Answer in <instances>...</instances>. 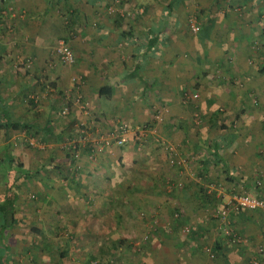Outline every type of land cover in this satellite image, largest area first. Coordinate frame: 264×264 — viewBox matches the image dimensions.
Wrapping results in <instances>:
<instances>
[{
    "label": "crops",
    "instance_id": "obj_1",
    "mask_svg": "<svg viewBox=\"0 0 264 264\" xmlns=\"http://www.w3.org/2000/svg\"><path fill=\"white\" fill-rule=\"evenodd\" d=\"M60 39L72 64L58 60ZM72 86L79 100L66 97ZM117 120L149 122L152 140L135 145L128 132L95 161L79 144L71 173L60 137ZM239 184L264 198V0H0V264L63 263L53 249L83 244L52 211L115 215L133 205L175 215L161 217L138 255L144 264H251L254 255L264 264V208L216 216ZM31 188L42 192L36 204ZM37 217L38 229L28 223ZM232 230L248 242H229Z\"/></svg>",
    "mask_w": 264,
    "mask_h": 264
},
{
    "label": "rangeland",
    "instance_id": "obj_2",
    "mask_svg": "<svg viewBox=\"0 0 264 264\" xmlns=\"http://www.w3.org/2000/svg\"><path fill=\"white\" fill-rule=\"evenodd\" d=\"M189 28V27H188ZM75 87L72 86L69 90H67L66 97L68 95V91L71 94V91H75ZM76 94L75 97H77L78 94L81 95L80 92H73ZM64 96V94H63ZM82 96V95H81ZM67 99V98H66ZM66 108L65 112H62L63 109ZM68 105H62L60 108V114H62L61 118H65L63 114L67 115L69 112ZM198 111V110H194ZM80 126H83V123H79L77 125V128L80 129ZM108 130V129H107ZM106 129L104 131H107ZM80 131V130H79ZM154 132H149L146 137H143V140L139 141L137 138L135 139V145H139V143L149 142L148 140H152V134ZM79 134L75 133H68L66 135H63V137H60L59 139V144L62 149L65 148L67 149L66 155H69L70 159L72 156L75 158V164L71 165V170L75 172V167H79V159H80V153H79V147L78 149V155L75 156L73 152L75 153V149L68 148L66 144L67 142H71V144L74 142L72 139L73 138H79ZM133 135V134H132ZM94 137V134H93ZM133 137V136H132ZM52 138V137H51ZM33 140V139H32ZM31 140V141H32ZM37 140V138H36ZM146 140V141H145ZM36 142L35 140H33ZM32 146H35L36 144L33 142L29 143ZM76 145L81 144V141L79 143L75 142ZM87 145V144H86ZM122 145V144H121ZM107 147H104L103 150L98 151V153L95 154L93 157H89L87 153V159L88 161H95L98 157L99 154L104 151V149ZM36 150L42 149L38 148V146H35ZM42 155V152H36L34 151V154L37 155ZM54 166H57V164H54ZM42 192L35 190V189H30L26 192L27 199L32 201L31 203L36 204L39 202L41 199ZM95 194H92L94 196ZM90 199V198H89ZM95 199V198H94ZM106 201V200H105ZM96 201H93L92 204H95ZM141 204V203H140ZM58 207V206H56ZM98 208V207H97ZM121 208V207H119ZM38 212V211H37ZM61 212L64 213V215H61ZM91 213L93 211H90ZM106 211H95L91 215H87L85 211H56V212H51L52 214L50 215L51 219L50 221H54L55 223L58 224H64L65 228L63 226V233L67 237H69L72 242L76 243V239L79 238L83 244H76L77 247H73L72 251L70 252V248L67 249V252H69L67 255L63 253V255H60V252H63L61 250V246L59 248L53 249L55 252L53 256L59 255L62 256L60 257V260L63 261L64 264H86V259L89 255V253L94 252L96 245H100V243H104L105 245H113L111 248L108 249L107 251L104 249V255L102 256L103 262L102 264H144L145 262L140 259L138 255H141V253L137 250H135L132 247V244L130 245L129 242H124L120 243L123 236H127L129 240L132 239V237L135 238V241L144 233L147 232L149 236V241L153 238L154 230L158 224H160V212L155 211L153 207L150 209L147 206L140 205L136 206L133 205L131 208V211H117L115 215L108 213L107 215H104ZM165 212V211H164ZM166 217H163V221L166 223H170L172 221V216L174 217L173 211H168L165 212ZM38 216V215H37ZM40 216L44 217V214ZM54 217V219H52ZM44 218H36L33 219V221H29L28 223H34V226L36 229L42 224L45 223ZM47 220V219H46ZM99 228L100 231L96 230V228ZM75 228H78L77 230H74ZM79 228H81L79 232ZM105 228V230H103ZM83 229V230H82ZM80 233H82L80 235ZM72 234V237L70 236ZM76 234H78V237L76 239H72ZM128 234V235H127ZM80 235V236H79ZM106 236V237H105ZM105 239L109 240V242H105ZM100 242V243H99ZM98 243V244H97ZM149 242H147L145 245L147 246ZM79 245V246H78ZM145 246V247H146ZM116 247V248H115ZM144 247V248H145ZM115 248L116 250H113ZM142 251V250H141ZM51 255V258H53ZM97 259V258H96ZM96 259L93 260L96 261ZM62 262H56L55 259L52 260V263L49 264H63Z\"/></svg>",
    "mask_w": 264,
    "mask_h": 264
},
{
    "label": "built area",
    "instance_id": "obj_3",
    "mask_svg": "<svg viewBox=\"0 0 264 264\" xmlns=\"http://www.w3.org/2000/svg\"><path fill=\"white\" fill-rule=\"evenodd\" d=\"M112 10V8H111ZM187 25L189 29L192 32H197L200 29V23L195 14H190L187 19ZM56 54L58 57V60L63 64H72L75 61V54L72 49V46L65 40L60 39L56 45ZM25 64L29 65L31 63L30 58L28 60H24ZM197 93L195 92H189L184 91V97L186 99H190L194 96H196ZM82 98L80 94L77 95L76 99L79 100ZM82 105L85 106V101L82 102ZM65 108V107H64ZM66 108L62 110V112H65ZM162 109L159 108L155 112V117L157 119H161ZM84 123V122H81ZM80 123V124H81ZM79 138H73L74 141L72 144L71 142H67L66 144L68 148L75 149V153L73 154L75 156L78 155V145L75 144V142L79 143L81 141V144H87L90 148V152L88 153L89 157L95 156L98 151L103 150L104 147H108L112 144L121 145L123 144L127 139L128 132H133L135 138L139 139V141L143 140V137L145 138L146 135L149 132L153 131V128L150 129V127L147 125V123H140L137 124L134 127H131L128 125V123L124 121H118L107 131H102L98 129L96 126L92 125L90 127L89 124H83V126H80L79 129ZM78 134V133H77ZM94 134V137H93ZM179 185H181V182H178ZM217 188L220 192H227L226 188L222 184H217ZM255 209V208H264V198L257 196L256 194L250 192L244 185L239 184L237 188H235L233 191L229 192V195H227L225 205L221 209L217 210V214L219 213L222 217L227 218L231 211H237L240 209ZM183 229L185 231L189 230L188 225H183ZM149 234L147 232H144L136 241H134L137 248H140L142 245L146 244L149 240ZM232 242L235 244H245L248 242V238L245 235L241 234H233ZM259 251L263 250V247L259 245L258 247ZM212 255V253H210ZM251 264H260V258L257 255H254L250 259Z\"/></svg>",
    "mask_w": 264,
    "mask_h": 264
},
{
    "label": "trees",
    "instance_id": "obj_4",
    "mask_svg": "<svg viewBox=\"0 0 264 264\" xmlns=\"http://www.w3.org/2000/svg\"><path fill=\"white\" fill-rule=\"evenodd\" d=\"M103 90H107V88L105 87V86H103V87H101L99 90H98V93L100 94L101 92ZM108 91V90H107ZM187 91V90H186ZM105 94H106V92H105ZM149 124V122H147V125ZM70 160H75V158H74V156H72L71 157V159ZM70 169V168H69ZM71 173H73V174H75V172L74 171H72L71 169L69 170ZM205 196H210V195H208V192H207V195L205 194ZM211 197V196H210ZM247 208H244V209H240V210H237V211H242V210H246ZM160 212V219H161V217L163 216L162 214H161V211H159ZM164 212V211H163ZM218 218H221V217H219L218 216V214L216 215ZM164 217V216H163ZM184 225V224H183ZM185 225H188V224H185ZM189 226V225H188ZM155 228V227H154ZM191 231V228H190V226H189V230L187 231V233L188 232H190ZM240 234L239 233V231H234V230H232V231H230V232H228L227 233V238H228V241L229 242H231V243H234V242H232L231 240H232V237H233V234ZM241 235H243V234H241ZM126 240H128V237L127 236H123L122 237V239H121V241H119L120 243H124V242H126ZM134 241H135V238L133 237V239H131L130 241H128L129 243H130V245L132 244V247L135 249V250H137V251H139L140 253H142L143 252V249H144V247L146 246L145 244L144 245H142L140 248H137V246L135 245V243H134ZM148 242H149V240H148ZM235 244V243H234ZM244 244V243H243ZM238 245H241V244H238ZM113 245L111 244V245H105L104 243H100V245L98 246V249H97V252L95 251V252H92V253H89V255H88V257H87V259H86V264H102V262H103V259H102V256L104 255V252H103V250L105 249L106 251L108 250V249H112L111 247H112ZM116 248V247H115ZM115 248H113V250H116ZM142 250V251H141ZM211 250V249H210ZM63 253L64 252H60V255H63ZM210 253H212V256H214V251H212L211 250V252ZM211 255V254H210ZM97 258V259H96ZM94 259H96V261H94L93 262V260ZM260 263H261V261H260Z\"/></svg>",
    "mask_w": 264,
    "mask_h": 264
}]
</instances>
